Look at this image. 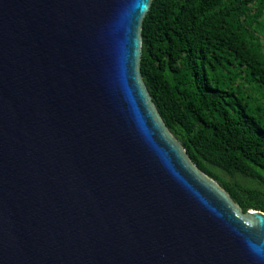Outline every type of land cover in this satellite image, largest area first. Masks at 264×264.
<instances>
[{
    "label": "water",
    "instance_id": "water-1",
    "mask_svg": "<svg viewBox=\"0 0 264 264\" xmlns=\"http://www.w3.org/2000/svg\"><path fill=\"white\" fill-rule=\"evenodd\" d=\"M152 0H0V264H264L140 67Z\"/></svg>",
    "mask_w": 264,
    "mask_h": 264
},
{
    "label": "trees",
    "instance_id": "trees-1",
    "mask_svg": "<svg viewBox=\"0 0 264 264\" xmlns=\"http://www.w3.org/2000/svg\"><path fill=\"white\" fill-rule=\"evenodd\" d=\"M141 73L191 159L264 210V0H152Z\"/></svg>",
    "mask_w": 264,
    "mask_h": 264
}]
</instances>
